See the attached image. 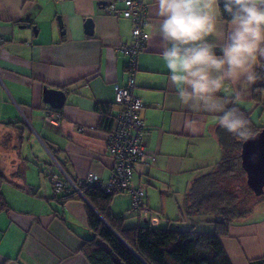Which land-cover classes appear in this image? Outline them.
Returning a JSON list of instances; mask_svg holds the SVG:
<instances>
[{"label": "crops", "instance_id": "1", "mask_svg": "<svg viewBox=\"0 0 264 264\" xmlns=\"http://www.w3.org/2000/svg\"><path fill=\"white\" fill-rule=\"evenodd\" d=\"M110 4L123 8L121 0H0V172L8 205L0 211V264H89L80 248L90 236L87 207L93 208L83 196L54 198L50 178L58 163L55 169L43 141L71 179L92 169L104 181L111 177L114 160L95 106L112 104L115 91L126 85L127 57L117 47L129 41L132 22L109 13ZM146 4L149 39L138 58L134 92L144 104L149 156L133 176L145 197L133 212L131 197L116 194L111 212L126 227L212 232L213 223L200 220L198 230L195 219L183 213L191 182L222 158L219 125L214 113L178 102L160 61L158 0ZM88 18L92 34L86 32ZM45 87L65 93L62 108L43 101ZM232 94L230 87L219 95ZM232 102L264 118V91L261 106L252 102V85ZM45 109L60 112L58 126L46 122ZM253 209L221 239L231 264H264V216Z\"/></svg>", "mask_w": 264, "mask_h": 264}, {"label": "trees", "instance_id": "2", "mask_svg": "<svg viewBox=\"0 0 264 264\" xmlns=\"http://www.w3.org/2000/svg\"><path fill=\"white\" fill-rule=\"evenodd\" d=\"M257 71L259 79L252 84V102L255 107L262 105L264 62L259 64ZM233 105L248 119L252 134L264 127L254 121L252 111L233 102L229 107ZM95 109L100 114V128L106 131L107 135L113 129L117 107L113 102L97 104ZM216 134L223 153L222 158L191 182L185 194L183 213L190 218L204 216L202 220L213 223V231H197L193 227H126L124 219L114 216L111 212L114 195L105 194L93 186H81L83 198L93 208L87 207L90 236L83 240L80 248L89 264H231L221 239L228 235L232 222L248 216L255 202L250 203L245 192L252 191L246 185V175L241 167L240 152L244 139L220 126ZM43 142L53 160L66 173L65 165L58 158L54 148L46 141ZM56 174L61 176L59 170ZM241 179H245V185L239 182ZM5 181L6 177L0 172V211L8 208L2 192ZM52 190L54 198L59 200L66 201L78 196L70 188L56 193L52 186ZM241 194L244 197H241Z\"/></svg>", "mask_w": 264, "mask_h": 264}, {"label": "clouds", "instance_id": "3", "mask_svg": "<svg viewBox=\"0 0 264 264\" xmlns=\"http://www.w3.org/2000/svg\"><path fill=\"white\" fill-rule=\"evenodd\" d=\"M158 15L160 61L178 102L249 138L248 119L229 104L259 79L264 0H158ZM230 87L231 96L219 95Z\"/></svg>", "mask_w": 264, "mask_h": 264}, {"label": "built area", "instance_id": "4", "mask_svg": "<svg viewBox=\"0 0 264 264\" xmlns=\"http://www.w3.org/2000/svg\"><path fill=\"white\" fill-rule=\"evenodd\" d=\"M123 8L117 9L113 4L107 7L109 13L120 15L132 22L130 39L121 43L117 51L127 57L126 85L115 91L113 102L117 110L113 129L106 135V149L114 160L111 177L104 181L97 170L92 169L79 180H72L57 164L61 176L53 173L51 182L56 193L74 190L82 197L81 186H93L105 194H128L131 197V210L138 212L144 201L145 189L134 183L133 176L138 165L143 164L149 156L144 145L145 123L140 111L144 104L135 94L138 58L145 49L149 34L146 31L148 14L146 0H121ZM62 115L51 109L44 110V119L50 125L58 126Z\"/></svg>", "mask_w": 264, "mask_h": 264}, {"label": "water", "instance_id": "5", "mask_svg": "<svg viewBox=\"0 0 264 264\" xmlns=\"http://www.w3.org/2000/svg\"><path fill=\"white\" fill-rule=\"evenodd\" d=\"M59 27L62 28L60 18ZM86 32L92 34L93 22L88 18L85 21ZM65 93L62 90L45 87L43 101L54 109L62 108ZM241 167L246 175V185L255 196L264 193V127L244 139L241 144Z\"/></svg>", "mask_w": 264, "mask_h": 264}, {"label": "rangeland", "instance_id": "6", "mask_svg": "<svg viewBox=\"0 0 264 264\" xmlns=\"http://www.w3.org/2000/svg\"><path fill=\"white\" fill-rule=\"evenodd\" d=\"M258 115H260V111H257L256 113H255V115H254V117H253V119H254V121L256 122L257 120L259 121V122H264V118H262L261 117V119L259 120V119H257V117H258ZM49 160L52 162V164H53V167L55 168V164H54V160L50 157L49 158ZM56 169V168H55ZM56 171V170H55ZM239 182H241V184L242 185H245V179H241V180H239ZM245 190V189H244ZM245 192L247 193V195H248V198H249V200H250V203H253V202H255L254 204V209H253V211H256V213L254 214V215H256V214H260V216L262 217V216H264V195L262 194V197L261 196H255L252 192L250 193L249 191H247V190H245ZM241 197H244V195H242L241 194ZM252 211V210H251ZM251 213V212H250ZM249 213V214H250ZM211 217H213V216H211ZM214 218V217H213ZM193 219H195L194 221H195V223H198V227H197V229L198 230H203L202 229V225L201 224H199V222H200V220H202V219H204V216L203 217H199V216H194L193 217ZM180 224H181V222H180ZM181 226H183V225H181ZM183 228H185V227H183ZM203 228H205V227H203Z\"/></svg>", "mask_w": 264, "mask_h": 264}]
</instances>
